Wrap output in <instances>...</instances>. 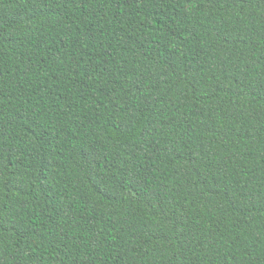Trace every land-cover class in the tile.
<instances>
[{
    "label": "trees",
    "instance_id": "16d2710c",
    "mask_svg": "<svg viewBox=\"0 0 264 264\" xmlns=\"http://www.w3.org/2000/svg\"><path fill=\"white\" fill-rule=\"evenodd\" d=\"M0 264H264V0H0Z\"/></svg>",
    "mask_w": 264,
    "mask_h": 264
}]
</instances>
